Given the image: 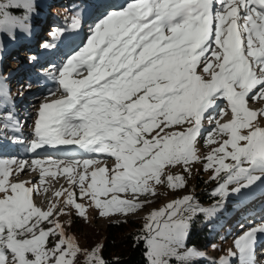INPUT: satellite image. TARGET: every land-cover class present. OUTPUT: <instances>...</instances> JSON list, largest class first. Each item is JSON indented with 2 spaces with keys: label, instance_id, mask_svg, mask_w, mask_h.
<instances>
[{
  "label": "snow or ice",
  "instance_id": "snow-or-ice-1",
  "mask_svg": "<svg viewBox=\"0 0 264 264\" xmlns=\"http://www.w3.org/2000/svg\"><path fill=\"white\" fill-rule=\"evenodd\" d=\"M9 8L27 11L31 3L0 5V33L14 36L18 26L24 30L27 16L15 17ZM72 23L77 26L78 18ZM56 71L63 98L41 105L28 151L75 146L114 158V167L89 174L100 160H0V264H77L81 255L84 264H106L102 246L82 250L60 222L69 214L66 208L87 220V208L74 190L54 192L47 210L36 206L34 196L49 192V177L63 175L101 217L135 214L152 202L141 197L158 195L157 186L185 187L182 175L169 173L183 166L190 174L189 166L201 162L197 144L205 120L215 122L205 146L219 145L204 157L203 170L219 182L211 195L226 198L230 185H237L232 194L239 195L264 183V109L249 108V98L264 100V0H131L96 23L86 45ZM8 95L0 82L4 128L14 119L3 115ZM229 110L231 120L221 124ZM26 165L39 171L38 185L10 179ZM216 210L199 207L189 195L152 211L138 237L148 264L172 259L186 264L201 256L195 249L183 255L178 250L185 247L196 213ZM258 234H264V224L234 241L239 264H255ZM235 256L229 251L228 257ZM228 257L219 264H230Z\"/></svg>",
  "mask_w": 264,
  "mask_h": 264
},
{
  "label": "rangeland",
  "instance_id": "rangeland-1",
  "mask_svg": "<svg viewBox=\"0 0 264 264\" xmlns=\"http://www.w3.org/2000/svg\"><path fill=\"white\" fill-rule=\"evenodd\" d=\"M33 0H30V3ZM68 0H43L42 4L38 5L37 9L27 10V21L23 20L24 30L21 27L14 29L21 30L23 34L19 43H16L6 33H0V82L7 88L9 95L6 98L9 102L6 108L3 109V115H12L14 119L9 122L7 128L12 130L11 134L5 133L6 128L0 125V160H25L29 164L33 159H98L100 164L93 165L88 169L89 174L96 168L107 166L109 169L114 167V158L108 157L104 154H89L84 150L75 146H60L59 148L45 147L38 149L36 152L28 151L30 142L34 139V125L38 119V110L44 103H51L57 99L63 98V93L58 84V72L56 71L67 58L75 54L82 49L87 39L91 35L94 25L101 20L105 19L110 13L114 11H120L124 9L131 0H97L96 2L83 3V6L77 8L73 14L71 9L67 6ZM71 1V0H70ZM74 1V0H72ZM8 0H0V5L7 3ZM74 5V4H73ZM72 7V5L70 6ZM216 7H219L217 4ZM71 11V12H70ZM55 15L60 17L65 14L67 19L62 21V25H56L52 22L51 16ZM16 17V16H15ZM78 18L77 26L73 27V18ZM66 18V17H65ZM57 27V37L53 38L54 29ZM56 45L44 48V44ZM24 51V52H23ZM13 55L20 57L19 60L12 58ZM26 74H31L33 80H28ZM86 75V73H85ZM14 93V94H13ZM54 93V95H52ZM221 106H226V101L221 102ZM249 108L253 110L264 109V100L252 101L249 98ZM219 119V117H217ZM231 120L230 110L228 115H225L223 119H220V123H227ZM261 126L264 127V120H261ZM215 127V122L209 124L207 120L204 121V130L201 137L198 139L197 150L198 155L201 158L200 163L191 164V173L184 171L183 166H177L171 169L169 174L182 175L185 179L186 185L183 189L175 191L169 190L166 185L157 186L158 195L155 197H141V201L150 200L151 203H146L142 210H139L135 214L112 215L109 217H101L99 210L89 206L87 199H79V189L69 186L66 178L61 175L58 179L53 180L48 178V182L45 187H49L47 194L41 193L34 196L36 206L47 210L50 206L49 201L54 199L53 193L60 191L62 188H67L69 191H75L77 193V202L82 203L87 208V220L78 216L74 208H66L65 211L69 214L60 216V222L65 226L66 234L75 237L82 250L91 251L92 249L100 246V242L94 243L91 247L84 245L81 238L77 237L73 232L69 230V221L72 218H76L77 223L85 221L83 231L87 234L95 235V231L103 229L105 223L114 219L122 218H139L141 222V228L144 233V228L147 223V216L152 211H158L168 203L182 199L184 196H191L192 191H189V187L193 183L194 176L202 175L204 178H211V171H204V157L214 147H218V144H212L205 146L206 137L208 132ZM175 130H180L176 128ZM246 134V132H245ZM227 139V137L218 138ZM231 163V161H227ZM55 170V169H53ZM167 171V170H166ZM13 182H30L26 186H32L33 184H39V171H32L29 166L26 165L24 171L19 175L10 177ZM237 185L233 184L229 186V193L232 194V190ZM188 193V194H187ZM236 195V194H233ZM241 197L243 200L248 199L243 204L246 206L244 213L241 217L237 218V210L233 209L228 213V220H232L231 227L226 232L227 236L224 238L219 237V244L217 246H209L205 248V254L215 259V263L219 264L222 257H228L229 251L236 253L235 257H228L230 264H239L238 250L234 245V241L238 239L244 232L250 228L257 227L264 224V183H259L252 186L249 189H244L236 198ZM122 198H130L123 197ZM63 197L60 199V206L63 207ZM257 203L250 204L249 203ZM227 201V200H226ZM226 201H224L226 203ZM194 203L199 207L200 205L195 197ZM252 205V206H250ZM223 208V206H221ZM220 207V208H221ZM187 217L190 213H184ZM219 226V227H218ZM217 227L221 228L219 224ZM264 247V234H258L257 243L255 245V264H264V253L261 249ZM260 250V251H257ZM181 255L184 254L183 249L178 250ZM84 256H78L77 264H84ZM172 262L170 261L169 264Z\"/></svg>",
  "mask_w": 264,
  "mask_h": 264
},
{
  "label": "trees",
  "instance_id": "trees-1",
  "mask_svg": "<svg viewBox=\"0 0 264 264\" xmlns=\"http://www.w3.org/2000/svg\"><path fill=\"white\" fill-rule=\"evenodd\" d=\"M43 0H33L31 2L32 9H37L39 4H42ZM97 0H68L67 6L71 11L75 12V5L81 7L83 3H93ZM74 4V5H73ZM72 5V7H70ZM8 11L18 18L28 16V12L23 8H9ZM70 11V12H71ZM67 19V15L63 14L61 18L52 14V20L50 22L56 25H62V21ZM66 17V18H65ZM24 21H27L24 20ZM53 33H57V27H55ZM53 35V34H52ZM23 34L20 29L14 32V36L10 38L16 43H19ZM56 45L55 43L51 44ZM24 52V51H23ZM12 58L19 60L20 57L13 55ZM28 80H33L31 74L24 75ZM14 94V93H13ZM7 105L9 102L7 101ZM7 107V106H6ZM12 130L6 128L5 133L11 134ZM218 181L211 180V178H204L202 175H195L193 183L189 187V191H192V197H195L196 201L202 205L201 208L209 209L216 207L217 210L213 215H206L202 212H197L196 215L190 221V229L185 241V247L182 248L185 253L188 249H195L201 253V256L190 258L186 264H216L215 259L205 254V248L209 244L211 246H217L219 243V237L224 238L227 236V231L233 223L232 220H228V213L233 209L237 210V218L241 217L247 209L243 204L248 199L243 200L241 197L229 194L226 198L219 196H212L211 193L218 187ZM188 194V193H187ZM227 200V201H226ZM226 201V203L224 202ZM259 201V200H257ZM256 201V203H257ZM250 203V200H249ZM250 203V204H256ZM223 206V208L221 207ZM252 206V205H250ZM221 207V208H220ZM240 216V217H239ZM85 221L77 223L76 218H72L69 221V230L73 232L77 237L81 238L84 245L91 247L94 243L100 242L101 252L100 255L105 260L106 264H148L146 258V247L143 240H138V237L143 235L141 228V222L139 218H122L107 221L101 230L95 231V235L87 234L83 231ZM221 228H218V225ZM218 226V227H217ZM171 264H179L175 259L170 260Z\"/></svg>",
  "mask_w": 264,
  "mask_h": 264
},
{
  "label": "bare ground",
  "instance_id": "bare-ground-1",
  "mask_svg": "<svg viewBox=\"0 0 264 264\" xmlns=\"http://www.w3.org/2000/svg\"><path fill=\"white\" fill-rule=\"evenodd\" d=\"M79 78H82V77H79ZM61 91H62V89H61ZM263 249H264V247H263ZM262 253H264V251Z\"/></svg>",
  "mask_w": 264,
  "mask_h": 264
}]
</instances>
